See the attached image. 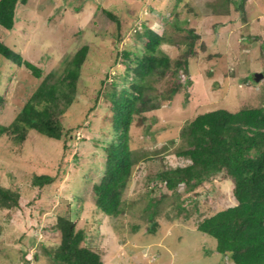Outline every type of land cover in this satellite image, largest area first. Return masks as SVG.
<instances>
[{
    "label": "rangeland",
    "instance_id": "rangeland-1",
    "mask_svg": "<svg viewBox=\"0 0 264 264\" xmlns=\"http://www.w3.org/2000/svg\"><path fill=\"white\" fill-rule=\"evenodd\" d=\"M174 1L26 0L15 8L14 26H0V40L42 70L35 77L23 64L0 57L2 124L15 117L46 73L61 67L82 44L89 45L81 68L87 94L60 117L69 129L66 143L32 130L20 143L0 136V184L19 194L17 205L0 207V264H56L43 247L53 252L60 242L54 224L58 216L70 214L75 229L85 232L82 244L96 251L102 264H234L215 251V238L196 228L203 217L236 203L231 179L218 172L186 192L181 184L168 190L157 178L148 183L146 178L188 162L176 155L179 131L197 114L264 105V76L253 79L254 72L264 73V0H246V21L232 0L218 15L208 9L211 0ZM101 6L118 17V26ZM142 22L157 32L166 22L179 23L200 37L188 57V74L179 71L181 82L189 78L191 84L130 125L128 145L135 162L122 193L125 209L110 217L90 195L91 182L103 172V145L111 137V113L95 96L112 75L123 73L118 52L136 45L131 32ZM171 33L175 42L161 48L174 60L186 50V31ZM171 82L170 76L154 81L153 94L158 97ZM41 173L54 180L33 185L32 177Z\"/></svg>",
    "mask_w": 264,
    "mask_h": 264
},
{
    "label": "trees",
    "instance_id": "trees-1",
    "mask_svg": "<svg viewBox=\"0 0 264 264\" xmlns=\"http://www.w3.org/2000/svg\"><path fill=\"white\" fill-rule=\"evenodd\" d=\"M181 1L175 0L174 5ZM25 2L0 0V26L11 29L16 6ZM245 2L232 0L234 8L243 12V21H246ZM207 3L208 9L218 15V10L229 9L230 0ZM101 10L109 20L116 22V26L119 25L113 12L103 6ZM187 21L184 19L183 23ZM166 25L160 32L152 29L149 22H142L138 30L134 28L131 35L136 45L118 52L124 65L123 73L112 75L106 88L104 85L103 89L96 90L95 102L102 97L111 113V137L103 145V172L98 180L91 182L89 193L95 207L110 217H118L125 209L122 193L135 162L128 145V130L133 120L140 123L143 112L159 107L163 100L170 101L181 86L191 84L189 78L181 82L179 71L188 74V57L196 52L195 44L200 36L192 27L182 28L179 23L169 22ZM171 29L186 31V50L174 60L161 48L162 43L175 42ZM88 52L89 45L82 44L64 57L61 67L46 73L15 117L8 124L0 123V136L5 134L20 143L32 130L49 138L62 139L65 144L63 137L68 135L69 129L63 126L60 117L87 94L81 68ZM0 57L17 65L23 64L35 77L42 74L38 65L24 59L19 51L2 40ZM165 76L172 78L171 86L157 97L153 94V82ZM179 138L181 144L176 155L188 162L157 171L146 178V183L157 178L168 190H177L181 184L182 190L187 192L222 172L223 178L231 179V193L236 203L203 217L196 228L216 239L214 248L222 259L234 264H264V105L245 106L236 111L216 108L201 112L181 127ZM53 180L52 175L41 173L34 175L31 183L41 187ZM18 198L17 190L0 184V207H13ZM53 228L60 232L59 244L52 253L43 247L46 254H51L53 262L102 264L100 255L82 244L86 235L83 229H75L72 214L58 216Z\"/></svg>",
    "mask_w": 264,
    "mask_h": 264
},
{
    "label": "water",
    "instance_id": "water-1",
    "mask_svg": "<svg viewBox=\"0 0 264 264\" xmlns=\"http://www.w3.org/2000/svg\"><path fill=\"white\" fill-rule=\"evenodd\" d=\"M263 76H264V73H263V72L256 71V72H254V74H253V79H254L255 81H258V80H260Z\"/></svg>",
    "mask_w": 264,
    "mask_h": 264
},
{
    "label": "clouds",
    "instance_id": "clouds-1",
    "mask_svg": "<svg viewBox=\"0 0 264 264\" xmlns=\"http://www.w3.org/2000/svg\"><path fill=\"white\" fill-rule=\"evenodd\" d=\"M259 72H261V71H259ZM259 81V80H258Z\"/></svg>",
    "mask_w": 264,
    "mask_h": 264
}]
</instances>
